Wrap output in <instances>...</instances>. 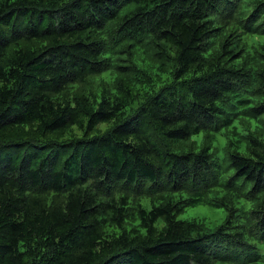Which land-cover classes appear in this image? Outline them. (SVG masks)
I'll return each instance as SVG.
<instances>
[{"label": "trees", "instance_id": "trees-1", "mask_svg": "<svg viewBox=\"0 0 264 264\" xmlns=\"http://www.w3.org/2000/svg\"><path fill=\"white\" fill-rule=\"evenodd\" d=\"M199 204L214 232L178 219ZM255 240L264 0H0V264H252Z\"/></svg>", "mask_w": 264, "mask_h": 264}, {"label": "rangeland", "instance_id": "rangeland-1", "mask_svg": "<svg viewBox=\"0 0 264 264\" xmlns=\"http://www.w3.org/2000/svg\"><path fill=\"white\" fill-rule=\"evenodd\" d=\"M247 8H245L246 10ZM144 55H140L137 57V61L139 63H149L145 60ZM130 110L128 109V112ZM107 127V126H106ZM197 139L199 142L202 139V134L198 136ZM200 144V143H198ZM226 139L221 135H217L215 140V145L219 148L220 157L223 156V148L225 147ZM231 171V170H230ZM232 172V171H231ZM142 203L145 207L150 208L151 203L148 199H143ZM236 206L244 211H251L254 208L252 202L245 200L236 201ZM227 218V211L224 208H217L207 204H199L193 207L186 208L183 213L178 216V219L181 221H198L202 223L208 232H214L219 226H221ZM159 228L164 226L163 220H159L157 223ZM258 247L259 258L257 261H254L252 264H264V242H260L258 240L252 241ZM257 258V255H256Z\"/></svg>", "mask_w": 264, "mask_h": 264}]
</instances>
